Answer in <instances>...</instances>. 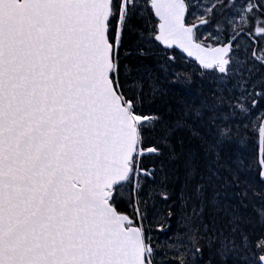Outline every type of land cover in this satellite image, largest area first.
I'll return each instance as SVG.
<instances>
[{"label":"snow or ice","instance_id":"1","mask_svg":"<svg viewBox=\"0 0 264 264\" xmlns=\"http://www.w3.org/2000/svg\"><path fill=\"white\" fill-rule=\"evenodd\" d=\"M257 183L264 0H0V264H264Z\"/></svg>","mask_w":264,"mask_h":264},{"label":"rangeland","instance_id":"2","mask_svg":"<svg viewBox=\"0 0 264 264\" xmlns=\"http://www.w3.org/2000/svg\"><path fill=\"white\" fill-rule=\"evenodd\" d=\"M183 67V65H180L177 69V71H179L181 68ZM178 85H180L182 88L185 89V94L189 91L187 85L183 82H177ZM191 91H195V89H192ZM257 187V186H256ZM254 188L253 192L249 193V199L244 200L241 204H242V210L246 213L245 215H253L255 212H257L259 210V208L261 207V200L259 199L258 193L262 190H258V188ZM253 193H256L257 195H253ZM240 200V199H239ZM241 202V201H240ZM240 204V203H238ZM240 204V206H241Z\"/></svg>","mask_w":264,"mask_h":264},{"label":"trees","instance_id":"3","mask_svg":"<svg viewBox=\"0 0 264 264\" xmlns=\"http://www.w3.org/2000/svg\"><path fill=\"white\" fill-rule=\"evenodd\" d=\"M181 89V88H180ZM180 89H178V88H173L172 89V94L177 98V99H181V98H185V94L183 93V91L182 90H180ZM236 199H237V203H242L243 201H241V200H239L240 198H239V196H237L236 197ZM241 201V202H240ZM240 207H242V204H241V206ZM242 209V208H241ZM246 214V213H245Z\"/></svg>","mask_w":264,"mask_h":264}]
</instances>
